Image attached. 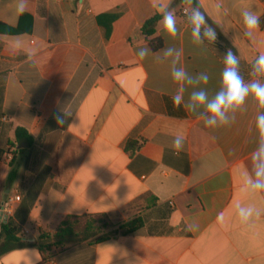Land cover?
Here are the masks:
<instances>
[{"label": "crops", "instance_id": "crops-1", "mask_svg": "<svg viewBox=\"0 0 264 264\" xmlns=\"http://www.w3.org/2000/svg\"><path fill=\"white\" fill-rule=\"evenodd\" d=\"M195 1L206 21L199 42L187 0H155L159 11L153 0H28L23 13L18 0H0V212L9 198L3 193L20 196L4 218L26 242L0 264H30V249L39 264H264V190L246 184L255 179L256 117L264 108L249 94L230 110L229 124L206 126V107H188L192 92L212 99L221 90L229 49L244 82L264 84L254 69L264 53V0ZM245 10L260 18L250 35ZM166 11L177 34H167L161 20L164 45L154 51L141 28ZM209 27L215 41L203 35ZM174 67L208 80L175 81ZM57 112L69 113L63 125ZM19 127L34 142L18 152L17 178L4 190ZM177 135L184 137L179 154ZM141 138L131 155L128 141ZM241 207L253 209L246 222ZM102 214L114 223L106 232L137 217L144 224L126 239L114 232L101 242L40 250V234H54L65 216Z\"/></svg>", "mask_w": 264, "mask_h": 264}, {"label": "clouds", "instance_id": "clouds-1", "mask_svg": "<svg viewBox=\"0 0 264 264\" xmlns=\"http://www.w3.org/2000/svg\"><path fill=\"white\" fill-rule=\"evenodd\" d=\"M190 2V0H187ZM28 0H18V11L23 13L27 6ZM153 6L157 7L155 0H153ZM160 9L157 7V11ZM243 24L247 30V34H251L253 30L257 29L260 24V18L254 12L250 10H245L242 12ZM191 24L193 25V37L199 42L201 41V26L206 23L205 16L198 10H193L191 16L189 17ZM163 27L167 34L175 36L177 34L176 18L174 14L170 11H166L162 15ZM204 37H207L210 41H215L217 36L216 32L212 28H207L204 33ZM148 49H140L137 53L139 58L142 60L147 55ZM173 49H167L165 55H171ZM225 68L222 73V88L214 96V98L209 99L207 93L203 90L194 91L190 97V107L193 111L200 105L206 107L207 113L209 115L205 119L204 123L206 126H215L217 124L224 125L230 123V118L228 113L236 109L241 108L246 98L249 94H252L258 101L259 105L264 108V84L259 82L245 83L238 71L239 60L236 55L229 49L224 58ZM254 69L264 73V53L260 54L255 61ZM172 77L175 81H186L189 84L199 83L208 80L206 74H200L198 77L193 79L189 77L188 74L179 68H173ZM182 91V89H181ZM173 103L176 106H180L182 102V95L178 92L173 96ZM69 113L63 112L62 114L57 112L54 114V119L58 125H63L65 123L66 117ZM234 119V117H232ZM256 127L260 133L261 142L259 147L252 155L253 165L255 170V179L248 177L246 179V184L250 185L253 190H264V111L260 112L256 117ZM184 137L177 135L174 140L172 147L176 154L183 148ZM253 213V209L243 208L239 209V216L242 221H247ZM257 216L260 215L259 212L256 213ZM218 220L223 221V214L218 215ZM38 250L30 249L27 252V259L30 264H39Z\"/></svg>", "mask_w": 264, "mask_h": 264}, {"label": "trees", "instance_id": "trees-1", "mask_svg": "<svg viewBox=\"0 0 264 264\" xmlns=\"http://www.w3.org/2000/svg\"><path fill=\"white\" fill-rule=\"evenodd\" d=\"M182 1V0H178ZM194 9L199 8V4L195 0H190ZM163 13L157 12L150 17L141 28L143 39L147 41L154 51L160 50L163 45V39L157 34L158 26L162 20ZM9 33H20L22 29L6 28ZM17 150L13 154L9 162L10 173L4 185V190L10 188L17 178V154L24 151L25 148L21 144L26 143L31 146L34 142L33 137L24 127H19L16 130ZM145 139L138 140L130 139L127 143V151L133 155L140 150ZM144 221L141 217H137L128 222L122 223L118 229L111 232H106L113 226V222L107 214L92 216H65L60 223L57 231L54 234L42 232L40 234V250L44 251L50 246L67 247L69 244L78 243L81 241L94 238L95 242H101L112 236L114 232L120 233L123 239L128 238L137 230L143 227ZM21 229L10 218L0 223V256L10 250L26 244L19 234Z\"/></svg>", "mask_w": 264, "mask_h": 264}, {"label": "built area", "instance_id": "built-area-1", "mask_svg": "<svg viewBox=\"0 0 264 264\" xmlns=\"http://www.w3.org/2000/svg\"><path fill=\"white\" fill-rule=\"evenodd\" d=\"M185 12L187 10L185 9ZM20 196L18 194L10 195L9 198L2 204V210L6 213L4 217L12 214L14 205L19 201Z\"/></svg>", "mask_w": 264, "mask_h": 264}, {"label": "rangeland", "instance_id": "rangeland-1", "mask_svg": "<svg viewBox=\"0 0 264 264\" xmlns=\"http://www.w3.org/2000/svg\"><path fill=\"white\" fill-rule=\"evenodd\" d=\"M12 158V157H11ZM18 158V155H17V157H16V159ZM9 195L10 194H2L1 196H2V198H4V199H7L8 197H9ZM2 212H1V214H2V217L0 218V223L1 222H3V221H5L6 220V218H4V214H6L5 212H4V210H1ZM112 221V220H111ZM113 222V221H112ZM114 227V223H113V226L111 227V228H113ZM110 228V229H111ZM92 239H94V238H92Z\"/></svg>", "mask_w": 264, "mask_h": 264}, {"label": "water", "instance_id": "water-1", "mask_svg": "<svg viewBox=\"0 0 264 264\" xmlns=\"http://www.w3.org/2000/svg\"><path fill=\"white\" fill-rule=\"evenodd\" d=\"M27 144H22V147H26ZM0 218H1V212H0Z\"/></svg>", "mask_w": 264, "mask_h": 264}]
</instances>
